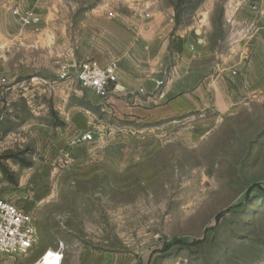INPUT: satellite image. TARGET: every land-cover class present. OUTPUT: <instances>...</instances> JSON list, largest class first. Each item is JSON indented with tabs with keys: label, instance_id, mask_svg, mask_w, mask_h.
Masks as SVG:
<instances>
[{
	"label": "rangeland",
	"instance_id": "rangeland-1",
	"mask_svg": "<svg viewBox=\"0 0 264 264\" xmlns=\"http://www.w3.org/2000/svg\"><path fill=\"white\" fill-rule=\"evenodd\" d=\"M46 2L79 20L120 0ZM163 4L203 44L194 62L211 89L172 115H137L75 85L62 92L41 71L60 57L53 42L33 75L19 52L16 89L0 92V198L32 212L36 242L0 264H57L53 252L58 264H264V0ZM19 9L40 16L23 25L11 12L25 27L46 18Z\"/></svg>",
	"mask_w": 264,
	"mask_h": 264
},
{
	"label": "crops",
	"instance_id": "crops-1",
	"mask_svg": "<svg viewBox=\"0 0 264 264\" xmlns=\"http://www.w3.org/2000/svg\"><path fill=\"white\" fill-rule=\"evenodd\" d=\"M112 5H99L73 20L53 13L46 0H0V92L11 95L16 89L20 51H25V69L33 75L39 69L35 54L53 42L60 57L46 56L41 71L64 93L73 85L78 93L85 90L71 66L90 59L100 65L117 63L115 88L107 100L137 115H146L143 111L150 106L172 115L179 106L209 100L208 69L195 67L194 62L201 57L203 44L193 43L190 27L176 24L172 6H165L163 0H120ZM34 6L46 17L38 28L20 25L11 13L14 7ZM158 80L165 81L163 97L155 94ZM14 101L9 98V105Z\"/></svg>",
	"mask_w": 264,
	"mask_h": 264
},
{
	"label": "built area",
	"instance_id": "built-area-1",
	"mask_svg": "<svg viewBox=\"0 0 264 264\" xmlns=\"http://www.w3.org/2000/svg\"><path fill=\"white\" fill-rule=\"evenodd\" d=\"M12 13L23 25H37L40 22L39 14L33 9L20 10L15 7ZM71 67L80 88L91 90L103 100H106L115 88V61L100 65L89 59L75 62ZM92 138L90 132L83 135L84 140L90 141ZM35 242L36 228L32 212L12 200L0 198V255L24 254L32 249Z\"/></svg>",
	"mask_w": 264,
	"mask_h": 264
},
{
	"label": "bare ground",
	"instance_id": "bare-ground-1",
	"mask_svg": "<svg viewBox=\"0 0 264 264\" xmlns=\"http://www.w3.org/2000/svg\"><path fill=\"white\" fill-rule=\"evenodd\" d=\"M53 252V251H52ZM53 254L55 255L56 257V261H57V264H58V257L56 256V254L53 252ZM32 264H55L53 262V260L49 259L47 257V255H42L41 257H39L38 260H36L34 263Z\"/></svg>",
	"mask_w": 264,
	"mask_h": 264
},
{
	"label": "trees",
	"instance_id": "trees-1",
	"mask_svg": "<svg viewBox=\"0 0 264 264\" xmlns=\"http://www.w3.org/2000/svg\"><path fill=\"white\" fill-rule=\"evenodd\" d=\"M180 41H182V40H180ZM173 243H185V242H182V240H174V242Z\"/></svg>",
	"mask_w": 264,
	"mask_h": 264
}]
</instances>
